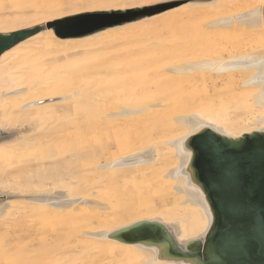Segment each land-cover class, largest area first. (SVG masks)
<instances>
[{
    "label": "bare ground",
    "instance_id": "obj_1",
    "mask_svg": "<svg viewBox=\"0 0 264 264\" xmlns=\"http://www.w3.org/2000/svg\"><path fill=\"white\" fill-rule=\"evenodd\" d=\"M109 1L112 0H40L49 7L51 15H57L54 18H59L58 23L69 28L90 17L82 11L58 15L62 7L78 4L79 8H86ZM184 6L191 19H204L205 25L234 30L264 28V0H200ZM171 10L79 36H54L53 28L47 23L0 54V225L13 212L30 222L34 215H46L53 221L55 236L60 231L64 233L69 222L75 223L69 215L85 202L97 210L78 219L80 227L85 229L80 230L74 242L78 241V248L91 250L87 252L89 256L102 254L117 264L171 263L101 237L100 230L140 218H162L191 238L207 226L205 211L181 179V143L204 128L229 137L264 131V82L259 74L264 47L237 54H233L235 50L227 54L216 51L212 59L176 67L183 73L206 68L203 75L207 84L230 85L238 96L232 100L226 98L225 104H214L202 96L183 100L158 97L151 86L125 92L102 83L91 97H88L90 88L81 84L55 91L58 86L55 83L72 70L75 60L69 59L73 56H68L70 49H77L73 50L76 55L90 53L99 45L101 49L102 43L114 47L113 41L123 39L135 28L148 29L153 18H163L167 14H160ZM14 30L18 29L0 25V32ZM47 54L52 55L45 56L48 59L54 55V65L45 66L42 60ZM233 68L241 71H232ZM251 83H257L260 88L250 95L241 93L240 88ZM157 110L161 119L151 120L144 126L155 131L158 125L163 127L160 134L166 138H149L146 145L124 152L119 150L117 140H107L117 130L138 121L144 113ZM167 126L169 133H163ZM87 127L98 128L106 138L95 148L67 147L70 135ZM95 151L101 156L98 162L77 163L83 154ZM90 174L105 177L97 186L84 188L80 181ZM156 202L164 208L157 215L153 214L160 210L155 207ZM131 213L136 215L133 217ZM123 214L131 217L123 220L120 218ZM23 230L24 227L20 228L13 238L31 241V234ZM58 239L54 237V256L47 264H65L63 254L67 247L61 246Z\"/></svg>",
    "mask_w": 264,
    "mask_h": 264
},
{
    "label": "rangeland",
    "instance_id": "obj_2",
    "mask_svg": "<svg viewBox=\"0 0 264 264\" xmlns=\"http://www.w3.org/2000/svg\"><path fill=\"white\" fill-rule=\"evenodd\" d=\"M189 2H200V0H155V3L172 4L171 8L173 10L170 12L173 16L170 12L160 14L161 16L167 14L163 18L156 16V18H153L152 24L150 23L148 25V29L144 28L145 30H142V27L135 28L132 33L125 34L126 38L124 35L123 39L119 38L113 41L111 46L114 45V47H109V43H102V50L99 48L101 47L99 45V47L94 48L95 52L94 50L86 54L78 52L79 54L76 55L73 50L77 49H70L69 51L71 53L68 56H73L69 59L75 60L74 64L71 65L72 70L69 73L70 75L61 77L59 79L60 81L55 83L58 85L57 87L54 85L55 91L81 84L87 89L90 88L88 89V93H91L88 97H91L94 90L98 89L102 83H107L112 88L115 86V88H119L118 90L122 89L125 92L134 91L143 86H151L154 88L155 96L158 97L170 96L174 99L183 100L202 96L214 102V104L219 102L225 104V101H227L226 98L232 100L237 97L238 94L236 91L231 90L230 85L212 86L207 84L203 75L207 71L206 68H197L183 73L178 71L176 67H181L183 63L187 62L212 59L217 54L216 51H222V53L227 54V51L235 50L231 52L233 54L236 52L237 54L241 51L251 52L255 49L262 48L264 47V28L247 27L235 28L234 30V28L229 29L220 26L205 25L204 19H191L187 15L188 12L185 13L187 8L184 4ZM106 4H147V0H112L101 5ZM74 5L62 7L58 11L60 13L58 15H69L72 12L81 11L82 9L98 7L92 5L86 8H79L78 4ZM169 9H164L162 12ZM144 11V14L140 15L139 10H130L129 15L143 17L157 14V12L149 13L148 11H151V9L147 8ZM186 15L189 18H185ZM56 16L51 15L49 7L41 4L40 0H0V25L2 24V26L4 25L10 29L28 28L27 26L32 27L30 25H42L43 27V25L50 23L51 29L53 28V35L63 37V33L60 32L57 34L54 27L60 28L62 31L66 28V25L58 23L59 18H54ZM90 19L93 18L79 20L78 23ZM42 20L47 21L44 22L45 24H42L40 23ZM105 44L108 46H104ZM184 46H186V49H183ZM104 47L106 48L104 49ZM60 55L62 56V54ZM42 56L41 59L43 58ZM45 56L50 58L52 55H44L42 61H45V66L55 64L53 59L54 55L51 59ZM55 56H58V54ZM51 60L52 62L50 63ZM248 70L246 69L245 71ZM232 71L238 72L241 70L239 68H233ZM259 88L257 83H251L240 89L242 90L241 93L250 95L255 93ZM159 119H161V113L158 110L156 112L144 113L138 121L126 128L117 130L114 135L107 137V140L109 138L110 140L108 141L113 142V140H117L118 145H120L119 150L122 152L129 149H138L150 142V139L165 137L163 136L164 134H160L163 127L159 125L158 129L155 127L159 130L158 133L154 128L149 129L144 126L151 120L157 121ZM91 121L87 120V122ZM169 128L167 126L165 128L166 132L163 133H167L170 130ZM100 131L98 128L89 129L87 127L84 132H78L79 135L78 133L70 135L67 147L69 146L72 150L76 147H98L106 138ZM100 157L98 151H95L93 154H83L82 159L77 160V163L82 162L88 165L93 162H98L101 159ZM144 172L146 173L148 171ZM138 175L136 177H139ZM101 177L90 174L82 177L80 184L84 188L97 186L105 176ZM158 204L156 202L155 207L160 208ZM96 210L85 202L80 203L69 215V218L74 219L75 223L69 222L67 224L68 226H66V231L64 233L60 231V234H63H56L55 236L53 235V221H51L50 217L46 215H34V220L31 219V223L30 221H23L19 214L13 212L0 225V264H47L51 261L52 256H54L52 248L54 237L59 238L58 243L61 246L67 247L65 249L66 254H63V256H66L64 260L65 264H117L111 257L106 258L102 254H92L89 256L87 252L91 250L78 248V241L76 243L74 242V239L80 235V230L85 229L84 227H80L81 224L78 219L88 216ZM160 210L158 212L155 211L153 214L157 215L164 208H160ZM126 215L123 214L120 218L127 220L131 217L130 215L134 217L136 214L131 213L127 215L128 217ZM27 223L30 224L28 225ZM22 226L24 227L23 232L27 231L31 234V241H25L23 238H16L15 236L13 238L14 234H19V229L23 228ZM63 256L60 261H62Z\"/></svg>",
    "mask_w": 264,
    "mask_h": 264
},
{
    "label": "water",
    "instance_id": "obj_3",
    "mask_svg": "<svg viewBox=\"0 0 264 264\" xmlns=\"http://www.w3.org/2000/svg\"><path fill=\"white\" fill-rule=\"evenodd\" d=\"M101 28L90 19L54 30L64 37ZM41 29L0 32V54ZM259 74L264 82V60ZM201 140L210 144L209 150L198 147ZM181 179L206 215L207 226L193 237L162 218L118 224L100 230L101 237L171 264H264V131L238 137L209 128L195 131L181 143Z\"/></svg>",
    "mask_w": 264,
    "mask_h": 264
},
{
    "label": "snow or ice",
    "instance_id": "obj_4",
    "mask_svg": "<svg viewBox=\"0 0 264 264\" xmlns=\"http://www.w3.org/2000/svg\"><path fill=\"white\" fill-rule=\"evenodd\" d=\"M172 7L170 3H155V0H147V4H112L101 5L90 9H82L81 11L93 18L99 23L100 27H106L109 24L120 23V20L113 19L114 17L128 18L130 10H139L140 15L144 14V9H151V12L160 13L164 9ZM199 139V138H197ZM198 147L203 150H209L210 144L207 141H199Z\"/></svg>",
    "mask_w": 264,
    "mask_h": 264
}]
</instances>
